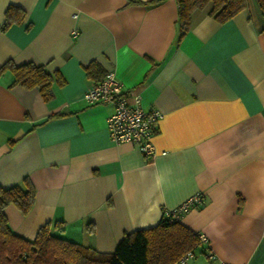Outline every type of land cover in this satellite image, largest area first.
Returning a JSON list of instances; mask_svg holds the SVG:
<instances>
[{
  "label": "crops",
  "instance_id": "obj_1",
  "mask_svg": "<svg viewBox=\"0 0 264 264\" xmlns=\"http://www.w3.org/2000/svg\"><path fill=\"white\" fill-rule=\"evenodd\" d=\"M246 2L224 22L195 9L178 39L176 0H0V25L9 4L25 11L0 29V66L62 76L44 100L0 72V186L27 177L35 190L27 214L4 208L10 229L32 240L59 221L54 234L113 252L200 192L179 220L206 241L184 264H264V11ZM108 71L163 113L155 155L111 142L112 104L83 99Z\"/></svg>",
  "mask_w": 264,
  "mask_h": 264
},
{
  "label": "trees",
  "instance_id": "obj_2",
  "mask_svg": "<svg viewBox=\"0 0 264 264\" xmlns=\"http://www.w3.org/2000/svg\"><path fill=\"white\" fill-rule=\"evenodd\" d=\"M177 29L180 39L191 27V15L195 9L209 5V15L224 22L246 6V0H176ZM264 11V0H256ZM25 11L18 5L9 4L4 11L0 29L20 24ZM90 62L86 68L94 65ZM91 68V67H90ZM9 69L12 84L26 88L37 87L41 97H53L52 84L61 81L59 71L49 72L43 64L33 61L15 63L7 60L0 72ZM35 198V190L27 177L22 183L8 187L0 186V264H176L187 251H193L201 241L196 232L163 213L153 226L125 231L113 252H100L93 247L68 240L53 233L62 230V222L42 224L32 240L14 233L7 223L4 208L15 205L22 214H27Z\"/></svg>",
  "mask_w": 264,
  "mask_h": 264
},
{
  "label": "built area",
  "instance_id": "obj_3",
  "mask_svg": "<svg viewBox=\"0 0 264 264\" xmlns=\"http://www.w3.org/2000/svg\"><path fill=\"white\" fill-rule=\"evenodd\" d=\"M83 99L88 104H112L113 110L106 118V129L111 142L130 143L144 154L155 155L156 150L153 147L152 138L163 113L144 108L138 95L133 96L132 102H129L122 82L113 71H108L101 80L88 87L83 93ZM202 203L203 194L196 192L178 206L167 210L166 214H170L173 219H180L183 213ZM198 236L200 241H206L203 235ZM193 255V251H187L176 264H184ZM220 264L225 263L221 262Z\"/></svg>",
  "mask_w": 264,
  "mask_h": 264
}]
</instances>
